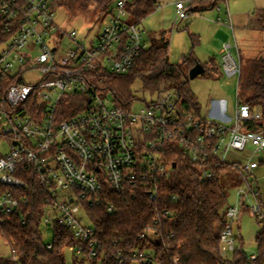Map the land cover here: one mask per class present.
<instances>
[{
	"label": "built area",
	"instance_id": "2783aa9c",
	"mask_svg": "<svg viewBox=\"0 0 264 264\" xmlns=\"http://www.w3.org/2000/svg\"><path fill=\"white\" fill-rule=\"evenodd\" d=\"M133 1L115 0L98 19L97 33L79 42L76 30L68 32L56 24V0H0V26L7 36L0 44L4 46L0 51V137L9 139V151L0 156V185L26 189L18 174L35 170L50 202L48 209L60 213L52 221L46 212L44 224L58 223L74 234L78 243L68 247L74 260L84 256L96 260L100 255L97 228L84 205L103 203L106 185L115 192L128 190L132 196L142 189L155 201L159 180L174 169L168 160L174 150L195 163L210 159L230 163L244 180L254 175L264 152V129L247 128L261 121L262 114L239 100L231 124H225L189 114L185 98L175 90L157 94L156 101L141 109L133 104L128 109L118 107L110 99L100 80L128 75L148 48L141 22L129 11ZM229 2L177 0L174 26L210 8L219 13L225 10V18L218 17L216 22L233 28ZM65 38L71 42L67 48L61 43ZM233 49H238L237 43L223 45L221 67L229 76H240L241 64ZM31 72L39 73V82L26 81ZM231 155L237 159L230 161ZM212 177L205 172L202 181ZM249 194L258 201L252 211L264 221L260 192L240 191L237 205L226 214L224 256L237 247L233 224ZM17 207L11 193H0V212L14 213ZM108 210L112 212L114 205L109 204ZM81 211L91 226L81 224ZM100 258L102 262L104 253ZM247 258L255 262L258 254Z\"/></svg>",
	"mask_w": 264,
	"mask_h": 264
},
{
	"label": "trees",
	"instance_id": "16d2710c",
	"mask_svg": "<svg viewBox=\"0 0 264 264\" xmlns=\"http://www.w3.org/2000/svg\"><path fill=\"white\" fill-rule=\"evenodd\" d=\"M114 1L56 0L55 5L69 10L80 7L98 20ZM157 9L155 0H134L129 6L138 22ZM259 24L264 29V13L260 14ZM165 35V32L161 35V44H153L143 51L128 75L105 78L100 80L101 84L112 94L118 107L127 109L137 100L131 89L137 80L150 96L175 90L185 98L188 113L201 117L199 99L189 88V73L199 63L194 49L200 40L191 34L192 51L181 63L174 64L169 60V42ZM6 38L0 26V44ZM203 66L205 72L200 77L207 79L219 73L214 59ZM240 85L246 95L238 98L239 102L262 114L261 121L249 123L247 128L264 129L263 60L256 61L244 78L240 76ZM168 160L174 169L169 177L159 180V196L155 201L142 189H136V196H132L128 190L115 192L106 185L103 203L84 205L97 228L100 241L97 250L100 255L104 253V258L101 262L100 255L96 260L84 256L73 264H264V227L256 236L258 259L255 262L249 261L240 247L233 251L232 259L222 253V234L228 225L226 214L230 207L222 178L235 172L232 164L217 159L195 163L180 150H174ZM205 172L212 173L211 180L202 181ZM18 176L26 182V189L0 185V193H11L18 201L14 213L0 212V238L12 246L13 252L10 257H1L0 264H67L64 252L78 243L77 239L69 229L54 223L52 247L48 249L41 228L50 202L41 191L33 168L20 170ZM259 203L264 207L260 199ZM109 204L114 205L112 212L108 210ZM260 223L264 225V221ZM86 250L87 253V246ZM118 255L122 258L118 259ZM14 257L17 261H13Z\"/></svg>",
	"mask_w": 264,
	"mask_h": 264
},
{
	"label": "rangeland",
	"instance_id": "374dc122",
	"mask_svg": "<svg viewBox=\"0 0 264 264\" xmlns=\"http://www.w3.org/2000/svg\"><path fill=\"white\" fill-rule=\"evenodd\" d=\"M158 3V9L141 21V28L145 32V43L147 46L153 44H161V35L166 33V40L169 42V60L171 63H181L183 57L188 55L192 49L193 44L190 35L197 36L200 43L195 47L194 53L200 63L206 64L211 59L216 61L219 66V73L211 78L197 77L194 80H189L190 90L197 96L201 106V117L214 118L219 122L231 124L230 119H233L236 111V104L238 98L246 95L243 85L239 86L240 76L243 78L249 73L251 66L258 60H261V55H264V31L256 29L257 24L253 27L238 28L234 34L228 27L218 25L216 22L218 17L223 19L226 16L225 10L219 12H206L201 16L189 17L177 22L175 27V20L177 17L176 1L177 0H155ZM231 15L236 13L248 14L255 11L252 8L250 0H233L230 3ZM249 16V15H248ZM253 17V16H252ZM56 24L68 32L76 30L79 34V42H86L87 36L93 37L98 31V20L91 14V12L84 11L80 7L69 10L65 6H57L55 10ZM217 23V24H216ZM218 29V30H217ZM235 42L238 49H233L234 56L238 59L241 57V75L229 76L222 67V53L223 45ZM62 47L67 48L71 46V42L65 38L61 41ZM4 46H0V51ZM262 53V54H261ZM28 83L39 82L41 76L38 72H31L26 75ZM137 100L133 103L134 109H141L146 106V103L156 101L157 95L150 96L143 91V84L137 80L132 85ZM113 101L112 94L109 95ZM9 151V140L6 138L0 139V156H4ZM264 152L259 156L262 158ZM236 156L231 155L230 161L236 160ZM263 170L254 172V175H248L247 179L241 178L237 171L230 172L222 178V184L228 194L229 205L235 207L238 201V193L240 191L258 190L260 192L261 203L264 204V165ZM257 203L251 194L241 207L240 215L233 224V235L236 238V246L240 247L245 254L251 255L257 252L256 236L264 227L258 221L251 206ZM47 216L56 221L60 213H56L53 208L47 210ZM83 226H91V222L87 219L83 211L78 215ZM41 232L44 242L51 245L54 238V228L51 225L43 224ZM242 237V240L240 238ZM12 246L3 238H0V258L12 256ZM65 259L67 264H73L74 254L66 249ZM234 252H228L225 257L232 259ZM13 261H15L13 259Z\"/></svg>",
	"mask_w": 264,
	"mask_h": 264
},
{
	"label": "crops",
	"instance_id": "0c3cea01",
	"mask_svg": "<svg viewBox=\"0 0 264 264\" xmlns=\"http://www.w3.org/2000/svg\"><path fill=\"white\" fill-rule=\"evenodd\" d=\"M231 1H233V0H230V2H229V10H230ZM250 1L252 2V8L255 11L250 12V13H248L246 15L242 14L241 12L240 13H236V15H231L233 28H231L230 26H227V25H222V26L228 27L229 29H231L233 31L234 34L236 33L238 28L242 29V28H246L247 26L248 27H253V24H257V27H256L257 30L260 29V30L264 31V29L259 24L260 14L264 13V0H250ZM212 11H215V10L207 8V9H205V11H201L200 12L201 14L199 16H201L202 14H204L206 12H212ZM225 13H226V11H225ZM230 14H231V11H230ZM191 17L193 18V17H197V16H191ZM218 25H221V24L218 23ZM231 44H233V43H231ZM238 52H239V54H241V51L239 49H238ZM221 53H222V50H221ZM238 60L240 61V64L242 66L241 57H239ZM261 60L264 61V55H261ZM202 65H204V64H202ZM211 119H214V118L212 117ZM214 120H216V119H214ZM230 121H232V119H230ZM259 160H260L259 161V166L255 170V172L256 171H260L261 172L263 170L262 165H264V155ZM260 201H261V197H260ZM262 205L264 206L263 203H262ZM240 240H242V237L240 238Z\"/></svg>",
	"mask_w": 264,
	"mask_h": 264
},
{
	"label": "water",
	"instance_id": "95a60500",
	"mask_svg": "<svg viewBox=\"0 0 264 264\" xmlns=\"http://www.w3.org/2000/svg\"><path fill=\"white\" fill-rule=\"evenodd\" d=\"M205 72V68L201 63H197L189 73V80L200 77Z\"/></svg>",
	"mask_w": 264,
	"mask_h": 264
}]
</instances>
